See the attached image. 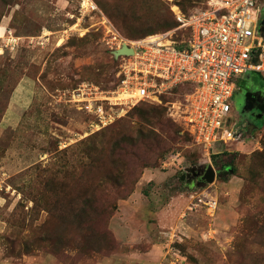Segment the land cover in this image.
Returning a JSON list of instances; mask_svg holds the SVG:
<instances>
[{"label":"rangeland","instance_id":"374dc122","mask_svg":"<svg viewBox=\"0 0 264 264\" xmlns=\"http://www.w3.org/2000/svg\"><path fill=\"white\" fill-rule=\"evenodd\" d=\"M85 1L0 0V264H264V119L242 105L264 84L236 81L239 137L220 154L189 136L187 88L134 107L102 99L117 90L114 33L184 40L178 15L207 0Z\"/></svg>","mask_w":264,"mask_h":264},{"label":"built area","instance_id":"2783aa9c","mask_svg":"<svg viewBox=\"0 0 264 264\" xmlns=\"http://www.w3.org/2000/svg\"><path fill=\"white\" fill-rule=\"evenodd\" d=\"M262 6L260 0H207L199 10L178 15L176 30L187 32L181 41L170 33L162 35V42L131 40L114 33L108 42L111 54L124 45L134 53L119 57L117 90L102 99L110 106L134 107L186 87L191 91L184 115L187 132L208 154L219 153L213 151L216 144L239 137L230 116L233 98L240 90L236 81L252 72L264 76V32L256 34ZM90 9L98 7L91 3ZM83 87L86 96L98 90ZM87 101L88 112L102 125L111 123L113 115L103 105ZM216 208V201L209 203V211Z\"/></svg>","mask_w":264,"mask_h":264},{"label":"water","instance_id":"95a60500","mask_svg":"<svg viewBox=\"0 0 264 264\" xmlns=\"http://www.w3.org/2000/svg\"><path fill=\"white\" fill-rule=\"evenodd\" d=\"M133 53H134V50L132 48L127 47L126 45H124L122 49L112 52V54H113V56H114V58L116 60H118L121 55H132ZM257 93H260V92H257ZM257 93H255L254 91H251V90L245 91L244 101H243V104H242L243 107H247L248 106L247 104L249 103L248 100L251 97H253L254 95H257ZM259 111H260V114L258 115L257 119L260 120L262 118L263 113H264V109L263 108H259ZM256 127H257L256 124H254L252 122L250 124L249 130H253ZM216 176H217V174H216L215 168H213V166L210 165L207 168L203 178L206 181V183H211V182L215 181Z\"/></svg>","mask_w":264,"mask_h":264},{"label":"flooded vegetation","instance_id":"af4514ba","mask_svg":"<svg viewBox=\"0 0 264 264\" xmlns=\"http://www.w3.org/2000/svg\"><path fill=\"white\" fill-rule=\"evenodd\" d=\"M263 11H264V4L262 6V12ZM247 90L254 91L255 93L260 92V93H257V95H254L253 97H251L248 100L249 103L247 104L248 105L247 107L251 108L252 114L257 119L258 115L260 114L259 108L264 109V87L263 86H261V87L254 86V87L245 89V91H247ZM261 119H264V113H263ZM248 123L251 124L252 122H248ZM253 123L257 125L256 122H253Z\"/></svg>","mask_w":264,"mask_h":264},{"label":"trees","instance_id":"16d2710c","mask_svg":"<svg viewBox=\"0 0 264 264\" xmlns=\"http://www.w3.org/2000/svg\"><path fill=\"white\" fill-rule=\"evenodd\" d=\"M113 59H114V57H113ZM114 62H118V61L114 59ZM118 65H119V62H118V64H117V68H118ZM249 74L256 76V77L259 79V82H261V84H264V76H262V75L259 74V73H255V72L248 73V74H245V75H249ZM117 85H118V82H117ZM184 88H186V87H180V88H178V89H175V90H173L172 93H174L176 90H180V89H184ZM239 88H241V87H239ZM172 93H171V94H172ZM165 95H168V94H165ZM165 95H162L161 97H163V96H165ZM138 105H139V104H138ZM151 118H154V117H151ZM261 120H262V119H261ZM263 123H264V120L262 121V124H261L262 127H263ZM257 127L259 128V126H257ZM220 153H222V152L214 153V154H220ZM217 158H218V157H217ZM217 158H216V157L213 158V159H214L213 162H214V164H215V166H216V169H219V170H220V169H224V171L226 172V171H227V168H226V165H227V164H225L224 162H218V161H217ZM231 171L234 173L236 170H235L234 168H232ZM107 180H112V179H111L110 177H108ZM130 193H131V191L129 192L128 195H126V197L129 196ZM126 197H121V199H125ZM102 212L105 214V218H106V217H109V216L111 215V212L109 211L108 206H106L105 208H103Z\"/></svg>","mask_w":264,"mask_h":264},{"label":"bare ground","instance_id":"6f19581e","mask_svg":"<svg viewBox=\"0 0 264 264\" xmlns=\"http://www.w3.org/2000/svg\"><path fill=\"white\" fill-rule=\"evenodd\" d=\"M87 3L88 4H91L92 3V5H95V3L94 2H92L91 0H86L85 1V5H87ZM163 36L162 35H155V36H151V37H148L147 39H145L147 42H155V41H159V42H162L163 41ZM155 102H157V100L155 101Z\"/></svg>","mask_w":264,"mask_h":264}]
</instances>
